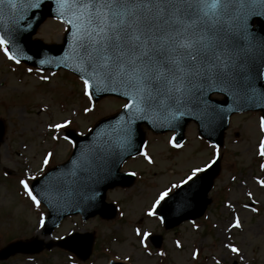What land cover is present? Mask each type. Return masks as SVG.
I'll list each match as a JSON object with an SVG mask.
<instances>
[{"label": "rangeland", "instance_id": "rangeland-1", "mask_svg": "<svg viewBox=\"0 0 264 264\" xmlns=\"http://www.w3.org/2000/svg\"><path fill=\"white\" fill-rule=\"evenodd\" d=\"M65 32L63 22L50 19L35 38L62 44ZM27 69L9 61L0 50V119L6 127L0 143V250L16 241L37 237L48 244L74 233H92L96 244L84 263L55 247L38 255L19 254L0 264H109L111 260L122 264H264V186L260 183L264 181V157L259 155L264 132L260 130V113L232 118L225 147L220 150L222 171L210 195L212 203L201 219L166 230L158 217L147 215L161 191L216 158V148L200 139L197 125L191 123L180 148L172 147L171 135L148 132L145 151L153 163L140 156L123 166V172L138 177L128 190L108 192L107 201L119 208L113 220L95 217L83 221L81 216H72L52 235H45L39 221L48 216V210L42 205L37 208L19 181L33 175L38 178L70 157L73 143L64 140L65 130H50L48 125L71 120L67 128L86 134L100 119L121 110L125 101L106 98L94 104L84 95L82 81L71 73H29ZM85 108L93 110L85 112ZM53 136L59 139L53 140ZM48 152L53 156L45 168L42 161ZM237 217L241 228L232 227ZM136 228L161 236L162 246L155 248L149 236L145 248L139 243L141 237L135 235ZM225 245L237 247L239 254Z\"/></svg>", "mask_w": 264, "mask_h": 264}, {"label": "snow or ice", "instance_id": "snow-or-ice-1", "mask_svg": "<svg viewBox=\"0 0 264 264\" xmlns=\"http://www.w3.org/2000/svg\"><path fill=\"white\" fill-rule=\"evenodd\" d=\"M58 15L67 8L72 16L67 19L70 29L76 28V55L80 61L78 71L83 75V93L93 100V81L96 93L120 87L128 102L123 105L128 120L119 130L120 148H131L132 125L151 112H164L177 119L186 111H194L197 118L213 120L217 111L209 104L208 94L214 90L228 92L237 101L247 103L257 93V76H264V34L257 33L252 24L264 20V0H55ZM44 0H0V23L8 32L7 38L0 35V50L9 61L19 65L21 61L9 51L13 34L23 31L19 25L27 22L25 15H16V10H39ZM5 9L11 12L6 22ZM69 29V30H70ZM45 63V61H41ZM28 68V72H32ZM87 77V78H85ZM47 80L48 77L42 76ZM264 96V93H260ZM85 108V112L92 111ZM71 120L48 125L59 131L68 127ZM264 132V118L260 120ZM53 140L59 139L53 136ZM64 136V140H68ZM71 143V141H69ZM172 147H182L175 137ZM146 147V146H145ZM114 151L113 141L99 139L80 156L71 161V169L60 177H52L50 187L58 194L74 193L83 199H94L93 185L106 178L105 163ZM141 155L153 163L147 151ZM259 155L264 157V140L259 143ZM53 153L43 158L47 167ZM220 150L216 148V158ZM216 163L213 159L205 167H195L180 183L165 188L158 194L148 216L167 203L174 189H180L189 181H195L199 173ZM264 167V165H262ZM43 171V169H41ZM7 175V173H5ZM135 175V173H131ZM47 178V174H45ZM36 176L21 179L24 193L39 208L41 201L35 194V185L29 181ZM264 186V181L260 182ZM251 195V194H249ZM231 207V205H229ZM247 207V205H246ZM253 212L257 209L252 208ZM123 215V213H121ZM161 222L163 220L161 219ZM44 218L39 224L44 227ZM241 228L237 217L232 224ZM145 243L151 235L135 229ZM177 247H180L177 242ZM232 253L240 250L225 245ZM163 255V253H161ZM195 258V254H194ZM118 259V258H117ZM219 264V261H217Z\"/></svg>", "mask_w": 264, "mask_h": 264}, {"label": "water", "instance_id": "water-1", "mask_svg": "<svg viewBox=\"0 0 264 264\" xmlns=\"http://www.w3.org/2000/svg\"><path fill=\"white\" fill-rule=\"evenodd\" d=\"M11 15L8 9H5L6 22L9 24V28L12 27L7 17ZM16 15H25L27 17V22L22 21L19 27L23 30L21 32H16L13 34V43L9 44V50L17 58L27 62L30 65L44 66L41 61L48 62L47 67L68 68L78 75L83 74L78 71L80 67V61L76 55V41L73 37V33L76 28H71L67 33L63 45H53L48 46L39 40L34 41L32 37L36 34L37 29L48 17H61L62 19H69L72 16V12L67 8L64 10L63 15H58L57 5L55 0H44L43 6L39 9H29L24 12L23 9L16 10ZM257 26L254 27V24ZM252 24V28L260 34H264V20H257ZM0 35H4L5 38L8 36V32L5 30L4 24L0 23ZM87 78V77H85ZM93 97L98 100L106 95H117L119 97L126 98L122 93L123 88L114 87L107 91L96 93V82L93 81ZM264 76H257L256 86L257 93L254 94V99L247 103L237 101L228 92H220L219 90H214L208 94L209 104L212 105L218 113L215 119L209 121L197 118V113L194 111H187L188 117L183 116L179 119L178 124L179 130L181 132L179 141H181L182 135L185 130L186 124L191 120L195 119L200 126L201 132L207 138L212 139L220 146L223 145L224 131L228 127V122L230 116L235 112H242L246 110H263L264 112V96L260 93H264ZM215 92L223 93L226 96L224 101H213L210 99L211 95ZM127 99V98H126ZM128 100V99H127ZM168 115V117H167ZM128 120V112L123 110L117 116L102 121L90 135L86 137H79L72 132L68 135L74 139L76 142L75 152L70 160V162L64 166L52 170L49 174L36 182L35 191L40 197V200L45 202L50 208V217L47 222L46 233L50 234L57 227L61 220L67 215L82 213L84 219H88L91 216L97 214L102 215L105 218H112L115 215V209L113 206L107 205L105 203L106 192L110 188L116 186H131L134 182V177L120 174V168L122 164L130 157L138 155L143 147L145 141V134L142 131L141 126L147 124L151 129L157 132H164L172 129V123L175 120L171 119V116L164 112H151L144 119L137 120L133 125V135L131 139V148H120L118 145L122 143L121 135L118 130L125 125ZM178 120V119H177ZM5 128L3 123L0 121V142L4 135ZM111 139L114 144V151L112 155L107 159L105 163L106 178L102 179L100 183L93 185L94 191L92 195L94 199L91 201L83 199L81 195L74 193H68L65 195L58 194L54 189L50 187L52 177L64 176L72 167L71 161L76 160L80 154L86 151L90 146H92L99 139ZM220 171L219 162L216 163L209 171H207L203 176L196 180L193 184H190L188 188L181 189L174 196L167 200L159 213L164 217L166 221L167 228H172L180 224L185 219L196 218L202 215L210 203L206 199L209 191L212 188L213 181ZM201 182L197 184V182ZM173 200V201H172ZM179 200V211L183 212V206L189 205L188 203H193L194 212L189 213L185 216H180L178 219L174 220L172 215V202ZM192 212V211H191ZM200 213V214H199ZM198 214V215H195ZM77 238H82V236H76ZM86 247L82 251L69 245L67 241L61 242L62 245L66 246L67 249L75 252L80 258L86 260L93 247V238L85 236ZM155 244L160 246L161 240H156ZM51 248V246H48ZM43 248L40 246L38 240L29 241L27 243L19 242L8 246L6 249L0 252V259L4 260L9 258L19 252L23 253H38Z\"/></svg>", "mask_w": 264, "mask_h": 264}, {"label": "bare ground", "instance_id": "bare-ground-1", "mask_svg": "<svg viewBox=\"0 0 264 264\" xmlns=\"http://www.w3.org/2000/svg\"><path fill=\"white\" fill-rule=\"evenodd\" d=\"M258 227V225H256Z\"/></svg>", "mask_w": 264, "mask_h": 264}]
</instances>
